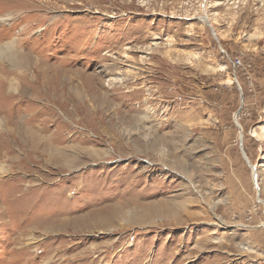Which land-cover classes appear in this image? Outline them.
<instances>
[{"label":"rangeland","instance_id":"rangeland-1","mask_svg":"<svg viewBox=\"0 0 264 264\" xmlns=\"http://www.w3.org/2000/svg\"><path fill=\"white\" fill-rule=\"evenodd\" d=\"M10 41L0 264H264V0H0Z\"/></svg>","mask_w":264,"mask_h":264},{"label":"bare ground","instance_id":"bare-ground-1","mask_svg":"<svg viewBox=\"0 0 264 264\" xmlns=\"http://www.w3.org/2000/svg\"><path fill=\"white\" fill-rule=\"evenodd\" d=\"M199 18H200V20H201L204 24L209 25V20H208V17H207V16L200 15ZM214 35H215V34H214ZM13 38H14V37H13ZM14 43H15V42H14ZM3 44H4V43H3ZM3 44L0 45V49H3V51H4V53L1 54V58H2V59H6V60H8V61L12 64V66L20 68V67H21L20 63L17 62V61H15V60L12 58L11 53L9 52L10 50L8 49V47L11 46V45L13 44V41H10V42H8V43H5L4 45H3ZM13 47H14V46H13ZM10 48H12V47H10ZM1 52H2V51H1ZM1 52H0V53H1ZM76 95H79L78 91H76Z\"/></svg>","mask_w":264,"mask_h":264},{"label":"built area","instance_id":"built-area-1","mask_svg":"<svg viewBox=\"0 0 264 264\" xmlns=\"http://www.w3.org/2000/svg\"><path fill=\"white\" fill-rule=\"evenodd\" d=\"M234 66H237L240 64V61L238 59L234 60L232 63Z\"/></svg>","mask_w":264,"mask_h":264}]
</instances>
